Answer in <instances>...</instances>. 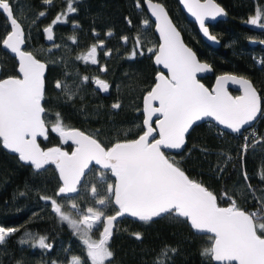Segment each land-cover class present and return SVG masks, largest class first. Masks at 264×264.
Segmentation results:
<instances>
[{
    "label": "trees",
    "instance_id": "trees-1",
    "mask_svg": "<svg viewBox=\"0 0 264 264\" xmlns=\"http://www.w3.org/2000/svg\"><path fill=\"white\" fill-rule=\"evenodd\" d=\"M153 1L165 7L183 41L199 60L212 67L213 76L202 80L207 88L215 76L233 74L248 79L263 102L262 117L252 133L244 131L249 138L246 152H242L243 132L219 137L209 124H202L187 136L183 152L168 156L169 159L190 179L217 195L220 206L229 205L224 198L226 193L241 209L256 213L254 220L264 222V180L260 179L264 172V29L247 23L258 9H264V0H215L227 16L225 22L210 26L211 34L221 44L218 49L210 48L199 38L176 0ZM139 2L141 7L136 6L137 0H74L76 12L61 15V20L53 25L56 16L66 11L67 0H52L50 4L43 0H9L13 15L25 32V50L47 65L43 107L49 130L59 114L66 128L78 129L105 146L142 134L141 102L157 73L152 65L153 55L147 50L156 49L158 42L143 0ZM40 12L45 15L39 16ZM145 20L149 21L147 26L143 23ZM48 26L54 32L52 46L45 45L42 34ZM8 31L7 22L0 14V37ZM109 32L111 36L107 35ZM123 37H127V42ZM101 41L104 47L97 49V64L79 59ZM250 41L258 43L250 46ZM107 50H111V55L104 54ZM134 50L137 54L130 58ZM0 66V79L16 77L15 61L1 48ZM83 77H88L87 82H83ZM96 79L108 84L107 95L95 91L92 81ZM57 81L67 86V92L55 87ZM116 103L120 104L119 108L112 107ZM40 145L43 148L59 146L68 152L72 149L52 131L48 141ZM244 172L249 178L247 181ZM97 173L93 168L87 175L89 189ZM108 182L113 183L109 174ZM59 185L52 168L37 173L32 167L22 166L16 157L2 150L0 143V226L17 229L0 244V264H66L72 257H79L82 264H90L81 240L60 224L51 208L40 199L47 196L62 201L55 196ZM105 186L98 185L101 193ZM83 192L86 191L77 196ZM76 197L69 201L79 199ZM114 213L113 206H109L106 214ZM26 232L45 237L52 247H20L18 241ZM135 233L141 239H136ZM211 243L208 236L194 235L179 218L164 217L148 223L122 220L109 240L113 257L106 264H213L210 257L202 255Z\"/></svg>",
    "mask_w": 264,
    "mask_h": 264
},
{
    "label": "snow or ice",
    "instance_id": "snow-or-ice-1",
    "mask_svg": "<svg viewBox=\"0 0 264 264\" xmlns=\"http://www.w3.org/2000/svg\"><path fill=\"white\" fill-rule=\"evenodd\" d=\"M43 2L50 4L52 0ZM181 2L199 22L203 34L215 41L216 37L209 35L205 20L224 15V9L215 0ZM144 3L155 17L156 31L160 37L158 49L149 48L147 51L154 56L155 64L162 65L168 72V75L158 73L154 86L143 97L146 114L143 125L146 130L138 138L105 146L91 135L66 128L57 114L51 131L57 133L63 143L71 141L75 145L69 153L60 147L44 150L37 143V137L47 138L48 132L44 118L46 109L42 105L47 66L31 52L22 50L25 43L22 25L13 15L9 0H0V12L6 14L10 22V31L0 37V42L3 48L18 57V72L22 74V78L0 79V143L4 149L17 153L19 160L33 166L37 173L54 166L61 182L56 197L90 191L93 205L86 210L82 211L76 202L71 203V209L76 210L75 217L63 211L57 199L47 196L40 199L50 201L52 212L79 237L91 264H106L113 257L108 243L117 218L126 214L142 222L160 217L189 222L197 232L210 234L211 246L204 249L202 255L218 264H264V222L254 220L256 213L241 209L226 193L224 198L229 205L220 206L217 195L200 182L190 179L162 151V148L181 149L185 144V134L205 117H211L219 125L239 133L243 126L250 125L262 113L261 97L249 80L234 75H222L217 78L215 88L211 91L206 88L197 79V74L210 71V66L201 63L195 52L183 43L180 32L161 4L153 0H144ZM73 5L74 0H67L66 11L57 15L52 24L59 22L61 15L75 13ZM136 6L141 7L139 0ZM44 15L45 12L39 13V16ZM128 23L131 24V21ZM143 23L147 26L149 21ZM247 23L264 29V9H258ZM43 31L47 33L48 40H53L52 26L45 27ZM107 35L111 36L112 33ZM72 39L75 43V38ZM122 39L127 42V37ZM136 45L140 47L139 39ZM98 47L103 48L104 42L93 45L87 55L79 59L97 64ZM104 54L111 55V50ZM136 54L134 50L130 58ZM105 70L101 68V71ZM87 80L88 77H83V82ZM229 81L239 84L243 94L235 97L229 95L225 89ZM95 84L102 91H108L109 86L105 81L96 79ZM55 87L67 92V86L60 81L55 83ZM154 102H158V106H154ZM112 107L119 108L120 104H113ZM153 116L159 117L155 127L151 123ZM248 139L245 137L242 152L247 151ZM93 162L99 166L96 181L106 185L103 195L96 183L91 184L90 190L88 187L86 170ZM109 173L115 178L114 183L108 182ZM243 177L245 181L249 179L246 172ZM260 179L264 180V172L260 174ZM109 206L115 207V214H106ZM100 225L103 230L98 239H93V230ZM16 231V228L0 226V244H4L6 238ZM134 235L136 239H141L139 233ZM33 246L44 249L52 247L46 243L45 237H40ZM171 251L174 253L175 249ZM69 264H82V261L79 257H72Z\"/></svg>",
    "mask_w": 264,
    "mask_h": 264
},
{
    "label": "water",
    "instance_id": "water-1",
    "mask_svg": "<svg viewBox=\"0 0 264 264\" xmlns=\"http://www.w3.org/2000/svg\"><path fill=\"white\" fill-rule=\"evenodd\" d=\"M154 3H158V2H155V1H153ZM176 2H177V4H178V7H179V10H180V12L182 13V15L185 17V19L188 21V22H190V23H192L194 26H195V28H196V30H197V33H198V36H199V38L207 45V46H209L210 48H212V49H218V48H220V46H221V44H220V42H219V40L216 38V40L215 41H213V40H211V39H209L208 37H206L204 34H203V32L201 31V29H200V26H199V22L195 19V17H193L188 11H187V9L185 8V6L183 5V3L181 2V0H176ZM216 3V2H215ZM142 4H143V8H144V10H145V13H146V15H147V17H148V19L150 20V22L152 23V26H153V33H154V35H155V37H156V39H157V42H158V45H157V48L156 49H158V46H159V43H160V37H159V33L156 31V27H155V17H153L152 15H151V12H150V10L147 8V4L146 3H144V0H143V2H142ZM160 4V3H159ZM162 5V4H161ZM163 6V5H162ZM164 7V6H163ZM221 7V6H220ZM164 9H165V7H164ZM165 11H166V9H165ZM225 12V11H224ZM166 13H167V15H168V17H169V19L172 21V19L170 18V16H169V14H168V12L166 11ZM0 14L4 17V19L6 20V22H7V25H8V28H9V31H10V22L6 19V14H4V13H2V12H0ZM227 20V16H226V12H225V14L224 15H221V16H217L215 19H213V18H211V17H209V18H206V20H205V26L208 28V31H209V35L210 36H214V35H212L211 34V32H210V26H213V25H215V24H217V23H219V22H225ZM172 23H173V21H172ZM173 25L175 26V24L173 23ZM176 27V26H175ZM23 28V27H22ZM177 29V28H176ZM24 30V29H23ZM178 30V29H177ZM179 31V30H178ZM42 34H43V37H44V43H45V45L46 46H52L53 44H54V32H53V29H52V35H53V40H48L47 39V33H45L44 31H42ZM181 34V33H180ZM24 35H25V32H24ZM215 37V36H214ZM181 39H182V41H183V38H182V34H181ZM183 43L185 44V42L183 41ZM258 42H255V41H250L249 42V45L250 46H255L256 44H257ZM186 45V44H185ZM187 46V45H186ZM25 43L22 45V50L23 51H26L25 50ZM187 47H189V46H187ZM0 48H1V50L4 52V53H6L10 58H12L14 61H15V64H16V77H21L22 78V74H20L19 72H18V57H16L15 56V54H12L11 52H10V50H8V49H5V48H3V46H2V43H1V46H0ZM190 48V47H189ZM26 52H28V51H26ZM194 52V51H193ZM196 54V53H195ZM197 56V55H196ZM197 59L199 60V58L197 57ZM200 61V60H199ZM42 62V61H41ZM201 63H206V62H203V61H200ZM42 63H44V62H42ZM207 64V63H206ZM152 65H153V67L157 70V73H156V75L158 74V73H164L165 75H168V72H167V70L166 69H164L163 68V66L162 65H157V64H155V60H154V56L152 57ZM209 65V64H208ZM47 66V65H46ZM210 66V65H209ZM210 71H206V72H203V73H198L197 74V79L199 80V82L200 83H202L203 84V82H202V80L203 79H205V78H209V77H212L213 76V69H212V67L210 66ZM1 72H2V70H1V66H0V76H1ZM46 74H47V67H46V70H45V77H46ZM156 75L154 76V81H155V77H156ZM222 75H233V74H221V75H217V76H215L214 77V79H213V82H212V84H211V86L208 88L210 91L213 89V88H215V86H216V81H217V78L218 77H220V76H222ZM234 76H237V75H234ZM237 77H241V76H237ZM246 79V78H245ZM248 80V79H247ZM92 84L94 85V89H95V91L96 92H98L99 94H101V95H103V96H105V95H107L108 94V91H102L96 84H95V81H92ZM204 85V84H203ZM153 86H154V84H153ZM205 86V85H204ZM206 87V86H205ZM207 88V87H206ZM225 89H226V91L229 93V95H231V96H239V95H242L243 94V90H242V88H241V86L239 85V84H234V83H232L231 81H229V82H227L226 84H225ZM146 95V94H145ZM144 95V96H145ZM143 96V97H144ZM44 100V99H43ZM42 105H43V101H42ZM154 106H158V102H154ZM261 108H262V103H261ZM141 114H142V129H143V131L144 130H146V126H144L143 125V121H144V119H145V117H146V114H145V112H144V103H143V98H142V102H141ZM261 116H262V113L261 114H259L258 115V117H257V119L255 120V121H253L250 125H245V126H243L242 127V129H241V131H244V130H247V129H250V128H252L253 126H255L257 123H258V121L260 120V118H261ZM159 117L158 116H153L152 117V121H151V123H152V126L153 127H155V122H156V120L158 119ZM207 123H212V124H214L219 130H221L222 132H224V133H226V134H229V135H234V134H238V133H233L230 129H227V128H225L223 125H219L213 118H211V117H205V118H202L200 121H197L194 125H193V127L191 128V129H189V132L188 133H186L185 134V144L182 146V148L181 149H167V148H162V151L165 153V155L166 156H173V155H179V154H181L182 152H183V150H184V148H185V146H186V139H187V136L191 133V131L195 128V127H197V126H200V125H202V124H207ZM48 128V127H47ZM76 130H78V129H76ZM49 131H51V130H49V128H48V132H47V138H45V137H40V136H38L37 137V143L40 145V142H42V143H45V142H47L48 141V138H49ZM240 131V132H241ZM239 132V133H240ZM143 133V132H142ZM86 134V133H85ZM56 135V134H55ZM87 135V134H86ZM154 135L156 136V138H159L158 137V134H155L154 133ZM57 136L59 137V135L57 134ZM60 138V137H59ZM138 138V137H137ZM61 139V138H60ZM61 141H62V139H61ZM67 143H69L71 146H72V149L69 151V153H71L73 150H74V148H75V145L74 144H72V142L71 141H69V142H67ZM40 147H41V145H40ZM52 147H59V146H52ZM52 147H47V148H43V147H41L42 149H44V150H47L48 148H52ZM1 148H2V150L5 152V153H7L8 155H10V156H13V157H16V159H17V161L19 162V164H21L22 166H28V167H32L33 168V166H31L30 164H27V163H25V162H23V161H20L19 160V156H18V154L17 153H14V152H11L10 150H7V149H4L3 148V146H2V143H1ZM61 148V147H60ZM62 149V148H61ZM63 151H66V150H64V149H62ZM68 152V151H67ZM47 168H52L54 171H55V173H56V175H57V178H58V173H57V171L55 170V168H54V166H48ZM93 168H95V169H97V170H99V166H96L95 164H94V162H93V164L89 167V169L88 170H86V172H87V175L91 172V170L93 169ZM33 170H34V168H33ZM35 171V170H34ZM36 172V171H35ZM42 172V171H41ZM109 176H110V178L113 180V183H114V181H115V178L114 177H112L111 176V174L109 173ZM58 182H59V184L61 183L60 181H59V179H58ZM77 196V194H69L68 196H64V197H58L59 199H64V200H67V199H72V198H75ZM113 208L115 209V207L113 206ZM115 214V213H114ZM162 218H164V217H160V218H154V220L153 221H150V222H155V221H158V220H160V219H162ZM122 220H128V221H131V222H137V223H141L142 221H139L137 218H134V217H131L130 215H124V216H122V217H118L117 218V221L115 222V224H114V228H113V231H114V229H115V226L119 223V222H121ZM143 223H148V222H143ZM187 223V225H188V227L190 228V230L192 231V233L194 234V235H196V236H210V234H208V233H201V232H197L196 230H194L191 226H190V223L189 222H186ZM103 230V229H102ZM102 232V231H101ZM112 235H113V233H112ZM111 238H112V236H111ZM110 238V239H111ZM212 261V260H211ZM212 263L213 264H218V262H214V261H212Z\"/></svg>",
    "mask_w": 264,
    "mask_h": 264
},
{
    "label": "rangeland",
    "instance_id": "rangeland-1",
    "mask_svg": "<svg viewBox=\"0 0 264 264\" xmlns=\"http://www.w3.org/2000/svg\"><path fill=\"white\" fill-rule=\"evenodd\" d=\"M62 19H63V18H62ZM262 103H263V102H262ZM263 110H264V108H263ZM263 114H264V113H263ZM50 130H51V128H50ZM52 133H53V132H52ZM243 133H244V132H243ZM54 134L57 135V133H54ZM247 135H248V133H244V134H243L242 141H243L244 137L247 136ZM239 138H241V136H240ZM95 183L97 184V186L100 184V183L97 182V181H95ZM98 188H99V187H98ZM89 190H90V189H89ZM101 195H103V193H101ZM69 200H70V199H67V200H64V199H63V200L60 201L59 203H61V205H62V210H63V211H65V212H70L74 217H75L76 210L71 209V206H70V205H71L72 202H76V203L79 205V207H80V209H81L82 211H83V210H86L87 207L93 205V201H92V198H91V196H90V191L83 192L82 195L79 197V199H77L76 201H69ZM44 202H45V205H47V206H49V208H51L50 201H49V202L44 201ZM46 203H47V204H46ZM106 210H107V209H106ZM54 214H55V213H54ZM55 216H56V218H57V220L59 221L60 224L65 225V226H67L70 230H72V229L68 226V224H67L66 222H61L56 214H55ZM101 231H102V225H100L97 229H94V230H93L92 238H93V239H98L99 236H100ZM72 232L74 233L73 230H72ZM75 235H76V234H75ZM76 236H77V235H76ZM77 237H78V236H77ZM78 238H79V237H78ZM38 240H39V238L36 237L35 234H33V233H29V232H26L25 234H23V236L21 237V239L18 241V244H19L20 247H27V246H29V247L35 248V247H38V246H33V245H35L36 242H37ZM21 241H25V242H24V243H21ZM38 248H40V247H38ZM40 249H44V248H40ZM70 261H71V260H70ZM70 261H68L66 264H69ZM89 262H90V260H89ZM90 264H91V262H90Z\"/></svg>",
    "mask_w": 264,
    "mask_h": 264
},
{
    "label": "built area",
    "instance_id": "built-area-1",
    "mask_svg": "<svg viewBox=\"0 0 264 264\" xmlns=\"http://www.w3.org/2000/svg\"><path fill=\"white\" fill-rule=\"evenodd\" d=\"M207 124H209L212 128H214L215 130H216V135H218L219 137L220 136H222L224 133L221 131V130H219L214 124H212V123H207ZM247 132H250V133H252V129H250V130H247ZM242 133V132H241ZM248 136V135H247ZM247 136H245V137H247ZM245 137H244V139H243V143H246V141H245Z\"/></svg>",
    "mask_w": 264,
    "mask_h": 264
},
{
    "label": "bare ground",
    "instance_id": "bare-ground-1",
    "mask_svg": "<svg viewBox=\"0 0 264 264\" xmlns=\"http://www.w3.org/2000/svg\"><path fill=\"white\" fill-rule=\"evenodd\" d=\"M173 156H175V155H173Z\"/></svg>",
    "mask_w": 264,
    "mask_h": 264
}]
</instances>
